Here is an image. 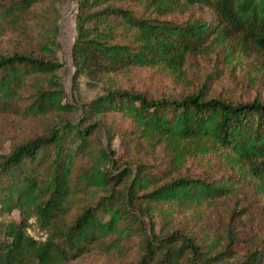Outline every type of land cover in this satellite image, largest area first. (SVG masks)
<instances>
[{"label": "trees", "instance_id": "1", "mask_svg": "<svg viewBox=\"0 0 264 264\" xmlns=\"http://www.w3.org/2000/svg\"><path fill=\"white\" fill-rule=\"evenodd\" d=\"M38 2L15 0L14 10L9 6L1 13L23 14ZM121 2L140 6L142 13ZM192 7L208 9L211 18L182 23L163 18ZM75 21L72 81L84 76L87 84L107 85L83 105L82 119L121 113L149 144L164 145L170 172L100 171L103 160H113L93 144L96 122L67 124L17 145L1 162L0 264H66L95 245L107 246V238L121 231V221L134 217L129 204L140 186L148 189L142 195L148 208H156L167 224L201 203L235 196L244 186L264 196V101L209 97L202 87L180 98H153L113 86L118 74L134 67H162L182 81L190 53L220 48L228 57L236 52L264 56V0H78ZM62 66L55 52L1 55L0 111L16 109L23 89H31L32 101L24 108L30 115L71 109L63 102ZM76 157L92 159L82 179L95 184L117 186L125 176L132 178L124 193L85 204L69 220L78 200ZM185 165L202 174L166 180ZM14 211L16 218H1ZM152 237L144 238L141 257L129 264H264V244L239 260L231 229L225 241L214 237L202 244L179 230Z\"/></svg>", "mask_w": 264, "mask_h": 264}, {"label": "rangeland", "instance_id": "2", "mask_svg": "<svg viewBox=\"0 0 264 264\" xmlns=\"http://www.w3.org/2000/svg\"><path fill=\"white\" fill-rule=\"evenodd\" d=\"M15 0H0V56L12 53H28L49 56L55 52L63 66L58 74L65 89L64 103L71 109L54 110L43 115H30L25 107L32 101L31 89H23L15 100L16 109L0 111V175L1 162L19 144L40 135H47L54 128L67 124L96 122L92 135L94 146L106 150L110 161L103 160L100 171L117 174L123 169L132 170V176L141 171L160 173L170 172L169 153L163 144L151 145L142 137L138 128L119 112L109 111L93 119H82L83 105L105 92V86L87 84V78L79 77L72 81L74 67L71 49L76 37L78 0H40L23 14H4L1 10L9 6L14 10ZM132 6L139 14L140 6ZM211 18L205 8L192 7L185 12H176L164 19L182 23L188 18ZM56 42V44L54 43ZM216 48L205 53H190L185 62V78L175 81L169 71L162 67H134L115 78L113 86L146 93L153 98H180L189 92L206 88L209 97H220L230 101L252 100L254 97L264 101V56L256 52L235 53L226 56ZM98 149V150H99ZM92 159L76 157L73 167V183L76 185V206L68 219L79 213L85 204H95L103 196L124 193L132 177L125 176L117 185L95 184L92 180L82 179L84 172H90ZM150 171V172H149ZM159 171V172H158ZM162 172V174H161ZM80 175L78 179V175ZM90 174V173H87ZM194 166L185 165L178 172L167 175V179L183 175H201ZM138 175V174H137ZM113 186V187H112ZM148 189L140 186L129 204L134 217L121 221V231L107 238V246L95 245L82 257L66 264H129L136 262L144 251V238L154 240L179 230L190 234L196 243L202 244L208 238H221L225 241L228 229L235 236L234 251L243 260L253 250H260L264 244V196L255 194L244 186L235 196L214 201L213 204L201 203L187 209L174 222L165 223L157 209H149L143 194ZM16 218L17 213L3 212L1 218ZM109 215H105L108 219ZM138 219V220H137ZM153 228V231H152ZM153 232V233H152ZM156 247H154L155 249Z\"/></svg>", "mask_w": 264, "mask_h": 264}, {"label": "built area", "instance_id": "3", "mask_svg": "<svg viewBox=\"0 0 264 264\" xmlns=\"http://www.w3.org/2000/svg\"><path fill=\"white\" fill-rule=\"evenodd\" d=\"M45 235H42V239H44Z\"/></svg>", "mask_w": 264, "mask_h": 264}]
</instances>
